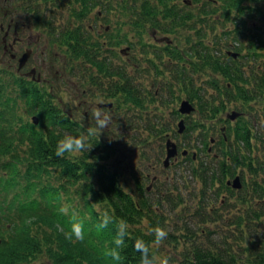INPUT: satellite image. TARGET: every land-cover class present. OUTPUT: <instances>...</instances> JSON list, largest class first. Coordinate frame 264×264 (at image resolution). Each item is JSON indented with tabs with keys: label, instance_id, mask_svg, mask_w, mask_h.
Returning a JSON list of instances; mask_svg holds the SVG:
<instances>
[{
	"label": "trees",
	"instance_id": "16d2710c",
	"mask_svg": "<svg viewBox=\"0 0 264 264\" xmlns=\"http://www.w3.org/2000/svg\"><path fill=\"white\" fill-rule=\"evenodd\" d=\"M41 1L49 2L44 9L51 19L41 16L36 22L49 27V48H54L50 53L59 52L50 55L51 61L63 64L62 73L76 83L77 99L101 113H107L104 106L118 108L129 130L143 120V129L159 136L163 151L168 136L182 134L185 142L177 143L179 153L198 162L188 168L200 185L201 199L194 216L215 220L222 209L211 205L207 213V194L233 197L237 192L235 200L241 208L230 223L236 225L232 235L244 243L227 238L220 243L211 239L213 231L200 239L203 229L195 231L187 225L182 231L167 229L161 200L152 210L144 178L131 174L117 157L125 156L118 142L112 137L102 141L99 134L85 129L44 82L0 67V212L10 216L4 220L0 213V264H140L136 240L148 247L147 260L153 264L157 255L151 230L155 227L167 232L162 242L174 247L161 257L168 264H264V159L259 155L264 150V0H72L67 3L72 19L60 22L54 5L61 1H0V10H8L7 15L23 8V13L34 10L40 15L41 8L35 4ZM108 2L112 4L104 6ZM97 5L104 8L103 13L119 9L130 14L116 24L115 46L110 44L112 33L105 35L99 29L110 25L97 26L96 18L89 17ZM91 19L94 24L89 23ZM148 22L152 31L161 33L153 37H165L163 52L171 58L167 65L171 62V77L183 96L179 102L186 98L193 106L189 113L182 114L179 107L168 116L163 111L153 116L147 111V99L161 97L163 107L167 95L155 86L151 89L153 79L147 88L134 58V50L139 55L148 52L140 44ZM185 31L189 33L184 44L177 46L174 39ZM131 35L140 47L134 49ZM155 50L153 54L161 58V48ZM255 64L261 67L255 70ZM154 69L157 74L159 68ZM200 77L205 78L199 81ZM169 84L161 81L160 87L175 94ZM108 116L111 124L116 114ZM180 119L183 132L178 133V126L172 131ZM65 135L86 136V149L76 156L57 157V141ZM146 142L142 141L143 148ZM123 143L131 148L127 141ZM246 173L254 178L249 181ZM236 176L242 188L231 185ZM248 183L250 193L243 190ZM73 195L83 201L84 208L65 215L60 209L69 205ZM105 214L108 223L102 227ZM76 222L83 228L82 241L72 233ZM246 230L253 239L244 238ZM118 234L123 239L119 246L115 243ZM113 250L119 260L107 254Z\"/></svg>",
	"mask_w": 264,
	"mask_h": 264
},
{
	"label": "rangeland",
	"instance_id": "374dc122",
	"mask_svg": "<svg viewBox=\"0 0 264 264\" xmlns=\"http://www.w3.org/2000/svg\"><path fill=\"white\" fill-rule=\"evenodd\" d=\"M0 1H7V0H0ZM16 1V0H12ZM23 1V0H19ZM31 1H37V0H31ZM61 1V3H57L56 6L58 9L56 19L58 22L62 20H67L71 17V13H68V1L72 0H56ZM112 2H108L104 6L110 5ZM31 5V4H29ZM38 8H41V11L39 12L40 15L36 14V11H22L23 8H18V11H15L13 13L8 12L6 15L5 21H8L11 19L12 21L17 20L18 23V29H20L19 34L22 33L25 36V42L29 44L27 47L31 50V58L28 64L23 68V71H29L30 66H37L39 68V73L41 75L40 78H42L43 86L47 87L49 92H52V94L59 99H61L63 104V107L66 109H69L72 113H74L75 117L78 119L79 122H81L82 126L89 130L90 132L99 134V138L102 141H106V139H109L110 137L113 138V140L119 143L121 151L124 153V157H126V153H129V155L124 158L122 155H117V157H120L122 160L121 164H126L127 167L130 169L131 174L139 173V176L144 178V185H147V194L145 196L152 200L151 208L152 210L157 208V202L158 200H161V209L165 212V215L167 216V222L166 227L167 229H173L176 231H182L184 230L183 227L187 225V227L194 228L195 231L199 229H203V232L205 234H200L199 238H205L209 231H213L212 235L210 236L211 239H216L218 242H223L224 238H227L228 241H235V243L242 242L244 243V240L237 239V235H232L233 231L236 229V225L230 223V221L234 218V215L238 214L240 212L241 206H239L240 202L238 200H235V197H237V192L234 193L233 197H226L224 194L217 195L212 192L210 195L207 194L208 197V206L204 209L207 213H209L210 206L214 205V207H217L218 210L222 209V212L218 214L217 218L209 219V217L204 216L203 221L199 220L198 217H200L198 214L194 216V213L198 210L199 202L201 197H199V193H197L198 188H200V185L195 182V180L191 177L189 174V166L190 164H198V162H194L191 160H188L187 157L184 158L180 153L179 155H175L174 158H171L169 165L163 166L162 160L165 156V147L164 151L162 148V145L160 144V138L158 135H149L146 130L143 129V120L140 121L139 126L135 127V129H127L125 127V120L124 115L122 112H119L118 108H114V106H104L107 109V115L109 114H116V117L114 118L112 116V122L111 124H107V126L104 128V131L102 133H99L100 129L97 125V122L94 119H91V115L96 111L97 109L91 104H83L84 102L80 99H77L76 97V83L71 79L69 75L66 74V76H69V78L65 77V74L62 73L63 64H60L58 60L54 61V63L51 61L50 55L59 54L58 50H54L53 53H50V50L54 49L52 46L49 48L48 41H49V27L41 28V29H35L30 27V25L27 23L30 21L36 23V18L43 16L44 18L51 19V13L49 10L44 9V7L49 8V2L45 3L44 1H41L37 4H35ZM52 9V7H50ZM104 8H100L99 5H97L93 11L89 14L90 18H96L97 26L100 25V23L103 24H109L110 26H105L104 29H102L100 26L99 29H101V33L105 35H110L112 33L113 38L112 40L115 41V29L117 28L118 20H125L130 15L129 13L124 14V11L121 13L119 12V9L111 10V12L107 11L106 13H103ZM107 10V8H106ZM2 11H8V10H0ZM98 13V15H96ZM1 18V16H0ZM72 19V17L70 18ZM93 19L89 20V23L94 24ZM109 21V22H108ZM160 22V19H159ZM7 22H5V25ZM27 24V25H26ZM116 25V26H115ZM164 25V24H162ZM127 27V25H124ZM152 24L149 22L146 24V28L143 31L144 36L140 39V44H143L141 48L146 47L147 53H143L139 55L138 50H134V58L136 59L138 65L142 68L143 77L145 79V85H148L147 88L151 85L155 86L156 89L159 92H167V95L163 96V107L161 106L160 100H162L161 97H159V100L155 101V98H149L148 101L145 103V106L147 108V111L152 114H158L163 111L164 115L168 116L170 113L175 112V110L178 108L179 100L178 98L183 97L180 89L177 87V83L174 82L175 79L171 77L169 68L171 66V62L169 63V67L167 65L168 55L167 53L163 52L165 42L163 39H159V37H153L154 33H158L156 31H152ZM97 30V29H96ZM153 32V33H152ZM29 33H32L31 35H28ZM184 33V36H181V34ZM189 33V31L180 32V34L174 39L177 43V46H181L185 42V36ZM18 34V35H19ZM3 35V33H0V38ZM27 35V36H26ZM12 37V27L10 28V38ZM40 37V38H39ZM174 37V36H173ZM38 38V40H37ZM100 39V37H98ZM131 39L134 43V49L137 47H140L139 44H137V38L135 35H131ZM40 40V46L36 43ZM47 42V43H46ZM144 42V43H143ZM23 46H26L24 43ZM128 45H123V48L129 47ZM33 50H32V49ZM161 48L162 51V57L156 58V55L153 54L157 50ZM174 48V46L172 47ZM22 49V48H21ZM43 49H47V53L42 54ZM115 49V47L113 48ZM140 49V48H139ZM33 53V55H32ZM55 57V56H54ZM149 59H154L155 62H150ZM170 60V59H169ZM9 64H15V61H9L8 56L4 55L2 52L1 44H0V67L3 68L8 73L14 72V68L12 65ZM153 64V67H151ZM261 66H258L255 64L254 69L260 68ZM151 68V69H150ZM154 68H159V71L157 74L155 73ZM140 69V68H139ZM141 70V69H140ZM55 71V73H53ZM38 72V71H37ZM196 75V74H195ZM31 76V75H30ZM197 76V75H196ZM29 77V76H25ZM36 77V76H35ZM37 78V77H36ZM40 78H37L40 80ZM205 77H200L199 81L204 80ZM155 81V84H150L151 80ZM30 80V77H29ZM169 81V86L172 87L171 89L174 90L175 94H172L168 90V87L166 89H162L160 87L161 81ZM153 91V90H152ZM152 97V96H151ZM233 101L227 102L228 104H231ZM256 107L259 106V103L255 104ZM23 110L19 109V112H22ZM85 114L83 115L82 114ZM153 116V115H152ZM192 116V115H191ZM252 117V114H251ZM132 119H135L134 117H131ZM197 118V117H196ZM178 119L174 120L177 121ZM95 121L96 123H94ZM173 121V123H174ZM207 120L204 121L206 123ZM133 124H137L136 120L133 121ZM115 128L113 129V127ZM177 127L176 124H173L170 128L172 131ZM195 127V126H194ZM169 129V131H170ZM111 130V131H110ZM199 131V129L196 130L195 134ZM120 134H123L122 139L120 137ZM174 134V133H173ZM194 135V132H193ZM198 135V133L196 134ZM172 137V135H171ZM173 140L176 143L185 142L183 140L182 134L174 135L172 137ZM146 139L145 147H142V141ZM123 140L128 142L131 145V148H126V144L123 143ZM22 147V146H21ZM20 150L22 151V148ZM180 150V149H179ZM259 155L264 159V150L259 152ZM199 156H203V153H199ZM173 159V162H172ZM137 175V174H136ZM148 176V178L145 176ZM244 176H246L249 179L254 178L250 174L246 173ZM251 181V180H249ZM22 182V181H21ZM240 182V181H239ZM232 183V182H231ZM195 185V187H193ZM241 187V186H240ZM132 188L134 186L132 185ZM242 188V187H241ZM240 188V189H241ZM235 190V188H233ZM244 192L250 193L252 190L251 183H248L247 186L243 187ZM161 193V194H160ZM191 193H195V195H192ZM72 198V201L69 203L70 208H68V213L72 210L73 214L79 213V210H83V201L79 198H75V195ZM1 200V199H0ZM227 203H226V202ZM67 206L68 203L66 204ZM65 206V205H64ZM97 208L100 207L99 204L96 205ZM162 211V212H163ZM4 220L10 219V216L5 214V212H0ZM70 217V214L68 215ZM255 226L254 224H251ZM34 226H36L34 224ZM218 231V232H217ZM254 231V230H253ZM244 238L253 239L250 233L246 230L242 234ZM200 238V239H201ZM155 246V254L157 257H162L167 253H170V250H172L174 247L171 245H166L164 242H161L159 245L154 244ZM54 249L58 250L57 244H53ZM52 249V250H54ZM42 260H46L42 256ZM50 261V258H49ZM25 264H28L24 262Z\"/></svg>",
	"mask_w": 264,
	"mask_h": 264
},
{
	"label": "clouds",
	"instance_id": "9594fccd",
	"mask_svg": "<svg viewBox=\"0 0 264 264\" xmlns=\"http://www.w3.org/2000/svg\"><path fill=\"white\" fill-rule=\"evenodd\" d=\"M101 111L96 110L94 111V117L97 120V125L101 128L106 127L108 124V121L110 120V117L107 115V113H103V118H100ZM87 137L86 136H79V137H73L71 135H65L64 138L60 139L57 141V146L55 149V155L57 157L63 158L65 156V153H67L70 156H76L79 155L81 152H83L86 147H87ZM60 211L67 215L68 214V206L65 205L61 207ZM75 219V217H73ZM108 223V217L107 214H105L104 222L101 225L106 226ZM123 221L120 222L122 224ZM152 233L155 234V241L154 243L156 245H159L164 238L167 236V232L161 228V227H155L151 230ZM72 233L74 234L76 240L82 241L84 239V234H83V228L82 225L79 222L73 223L72 224ZM69 239L71 237L69 236ZM116 245H122L123 244V239L122 237L119 236L115 240ZM134 248L136 251L141 252V260L140 264H149L147 257H148V247L145 245V243L142 240H136L134 242ZM108 255H111L114 259L119 260L120 256L119 253L116 252L115 250L107 253ZM153 264H168V259L167 258H161L157 256H153Z\"/></svg>",
	"mask_w": 264,
	"mask_h": 264
},
{
	"label": "flooded vegetation",
	"instance_id": "af4514ba",
	"mask_svg": "<svg viewBox=\"0 0 264 264\" xmlns=\"http://www.w3.org/2000/svg\"><path fill=\"white\" fill-rule=\"evenodd\" d=\"M1 18H0L1 19L0 20V33H3V35L0 38V44H1L2 52H3L4 55L8 56V60L9 61L10 60L11 61L12 60L15 61V64H13V65L9 64V65L13 66L16 74H18L19 76H29V75H31L32 77L36 76L37 78H40L41 75L39 73V68L36 65L35 66L31 65L30 68H29L30 69L29 71H23L22 70L23 68H25V66L30 61L31 50H30L29 47H27V45L29 46V44H27L25 42L24 34H22V33L19 34V31H20V29H18L19 21L17 20L15 22V21H12L10 19L9 22L5 25V22H6L5 21V18H6V12L5 11H4L3 15H1ZM27 23L32 28H35V29H41L42 28L41 25H39L40 24L39 22L34 23V22L29 20V22H27ZM100 25L103 26V24H101V23H100ZM105 26H108V25H105ZM11 27H12V37L10 38V28ZM31 34L32 33H29L28 35H31ZM37 40H38V38H37ZM24 43L26 44V46H23ZM111 43H112V39H110V44ZM36 44L40 46V40ZM48 45H49V41H48ZM27 50H30V54L27 57L26 61L21 66H19L20 65L19 58ZM47 52H48L47 49H43L42 52H40V53L45 54ZM32 55H33V53H32ZM169 59L171 60L170 57H169ZM25 78H29V77H25ZM37 78H36V82H40V81L43 82L42 78H40V80L37 79ZM79 99H80V97H79ZM83 104L85 105V103H83ZM87 105H91V104H87ZM100 105L102 106V104H100ZM178 107L179 108L181 107V101L179 102ZM82 114H83V112H82ZM83 115H85V114H83ZM102 117H103V112L100 115V118H102ZM91 119H94L97 122L96 118L94 117V113L91 115ZM95 121H93V122L96 123ZM177 126H178V124H177ZM99 128H101V127H99ZM178 128H179V126H178Z\"/></svg>",
	"mask_w": 264,
	"mask_h": 264
},
{
	"label": "water",
	"instance_id": "95a60500",
	"mask_svg": "<svg viewBox=\"0 0 264 264\" xmlns=\"http://www.w3.org/2000/svg\"><path fill=\"white\" fill-rule=\"evenodd\" d=\"M161 39H163V38H161ZM29 54H30V50H27L20 56V58H19L20 65L19 66H21L26 61ZM179 109L183 113H189L193 109V106L191 105V103L188 100H183V101H181V107ZM178 126H179L178 132H182V130H183V121L182 120L179 121ZM165 146H166V156L164 159V165L167 166L169 164V159L177 154V146H176V143L174 141H172L170 138H168L166 140ZM183 153H185V151ZM238 178L239 177L236 176L231 183V185L235 188H238L241 185Z\"/></svg>",
	"mask_w": 264,
	"mask_h": 264
}]
</instances>
